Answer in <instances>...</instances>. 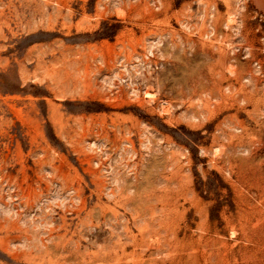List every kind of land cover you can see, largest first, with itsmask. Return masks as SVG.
Here are the masks:
<instances>
[{"label":"rangeland","instance_id":"obj_1","mask_svg":"<svg viewBox=\"0 0 264 264\" xmlns=\"http://www.w3.org/2000/svg\"><path fill=\"white\" fill-rule=\"evenodd\" d=\"M0 264H264V0H0Z\"/></svg>","mask_w":264,"mask_h":264}]
</instances>
